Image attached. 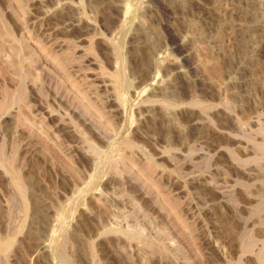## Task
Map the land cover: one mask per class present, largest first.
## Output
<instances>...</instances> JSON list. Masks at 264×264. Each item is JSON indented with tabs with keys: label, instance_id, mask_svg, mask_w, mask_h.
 I'll list each match as a JSON object with an SVG mask.
<instances>
[{
	"label": "rangeland",
	"instance_id": "374dc122",
	"mask_svg": "<svg viewBox=\"0 0 264 264\" xmlns=\"http://www.w3.org/2000/svg\"><path fill=\"white\" fill-rule=\"evenodd\" d=\"M0 264H264V0H0Z\"/></svg>",
	"mask_w": 264,
	"mask_h": 264
},
{
	"label": "bare ground",
	"instance_id": "6f19581e",
	"mask_svg": "<svg viewBox=\"0 0 264 264\" xmlns=\"http://www.w3.org/2000/svg\"><path fill=\"white\" fill-rule=\"evenodd\" d=\"M5 166V165H4ZM263 176V175H262Z\"/></svg>",
	"mask_w": 264,
	"mask_h": 264
}]
</instances>
